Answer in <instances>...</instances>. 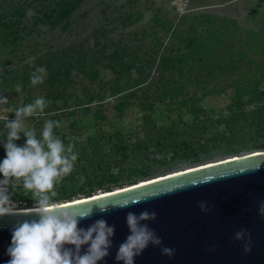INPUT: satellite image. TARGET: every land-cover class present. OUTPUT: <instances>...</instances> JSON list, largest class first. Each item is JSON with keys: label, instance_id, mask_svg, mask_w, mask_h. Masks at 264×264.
Returning <instances> with one entry per match:
<instances>
[{"label": "rangeland", "instance_id": "1", "mask_svg": "<svg viewBox=\"0 0 264 264\" xmlns=\"http://www.w3.org/2000/svg\"><path fill=\"white\" fill-rule=\"evenodd\" d=\"M58 1L0 0V27L15 21L9 29L18 34L5 38L6 28L0 29V95L9 101L0 105V134L5 120L15 119L8 109L36 97L50 101L45 114L27 118L26 126L38 135L46 119L59 120L55 134L75 144L79 158L58 189L88 188L89 178L104 175V184L117 190L264 149V139H254L245 127L206 151L198 148L199 159L174 158L172 150L156 155L152 143L143 156L90 169L95 150L105 153L117 131L127 146L157 135L156 125L176 129L182 140L190 137L188 125L198 115L226 132L236 92H244L246 100L264 89V0H82L65 21L51 24L45 13ZM40 68L43 83L32 86L30 75ZM20 135L16 143L22 146L26 137ZM4 141L6 135H0L5 154ZM113 174L120 175L117 183L106 180ZM94 187L96 194L104 192L96 182ZM13 193L21 196L14 200L17 207H26L30 194Z\"/></svg>", "mask_w": 264, "mask_h": 264}, {"label": "clouds", "instance_id": "2", "mask_svg": "<svg viewBox=\"0 0 264 264\" xmlns=\"http://www.w3.org/2000/svg\"><path fill=\"white\" fill-rule=\"evenodd\" d=\"M39 73V74H37ZM44 69H37L30 75L32 86L43 83ZM19 92V89H17ZM50 101L36 97L23 107L8 109L15 113V119H6L3 147L5 158L0 162V218L6 216L32 215L31 220H18L12 228V241L7 249L10 259L7 264H100L110 255L115 236V226L100 218L87 227H80L81 221L97 214H107L116 208H127L143 202L141 198L117 201L112 197L73 198L66 201L59 198L58 186L70 176L79 158L75 144H67L56 135L54 129L62 126L59 120L46 119L43 129L37 135L34 128L26 126L29 117L43 116ZM9 101L0 95V105ZM26 137L20 146L16 141ZM193 182L192 186H195ZM22 189L30 194L34 206L22 212L12 199V193ZM201 211H207L204 202L199 203ZM264 216V202L259 206ZM156 212L144 210L139 214L129 211L125 221L129 234L118 246L117 264H135V258L151 245L161 248V254L173 256L175 250L162 246V239L147 221H155ZM247 241L244 251L251 252V233L246 229L237 231L234 239ZM85 246H87L85 248Z\"/></svg>", "mask_w": 264, "mask_h": 264}, {"label": "water", "instance_id": "3", "mask_svg": "<svg viewBox=\"0 0 264 264\" xmlns=\"http://www.w3.org/2000/svg\"><path fill=\"white\" fill-rule=\"evenodd\" d=\"M98 197L143 201L81 221L79 226L87 227L103 218L115 226L110 255L100 264H117V248L129 234L126 214L144 210L156 212L157 219L145 223L162 239L161 247L172 248L175 254L162 255L160 247L150 245L135 258V264H264V216L259 214V206L264 202V149L82 198ZM200 202L205 203L206 212L199 208ZM32 207L19 209L27 212ZM33 218L32 215L0 218V264H7L10 259L7 249L14 224ZM241 229L251 233V252L244 251L247 234L245 241L233 238Z\"/></svg>", "mask_w": 264, "mask_h": 264}, {"label": "trees", "instance_id": "4", "mask_svg": "<svg viewBox=\"0 0 264 264\" xmlns=\"http://www.w3.org/2000/svg\"><path fill=\"white\" fill-rule=\"evenodd\" d=\"M82 0H59L57 2V5L51 8L48 12L45 13V16L47 20L49 19L51 24H55L57 22L61 23L65 21V19L71 14L72 10L76 8ZM10 26H16L15 21H10L8 24L3 23V27H0V29H4L3 32L6 34L5 38L9 35H12L14 39L18 37L17 29L16 28H10ZM1 32V31H0ZM190 44V43H188ZM237 94L234 96L233 105L231 107V113L230 115L225 119L226 120V132L224 131H217L215 128L212 129L216 125V121H211L209 125L207 124V119H203L200 116H196L195 119L197 120L192 123L191 125H188L189 131L188 134L190 137L182 138V140L179 138V135L176 134L177 130L172 127H159L156 125L157 128V135L149 134V138L145 139L143 141L134 142L126 145L125 139L123 138L124 135H118V131L116 132V137L114 136V140L112 144L110 145L109 149L107 151L101 152L95 150V153L93 154V161L90 164V169L94 172H97L98 169L103 167L106 162H109L110 164H118L122 161L129 160L132 156L140 157L143 156L146 151L150 149V146H152V143L156 146V151H153L154 154H159L160 152H164L165 150H172L173 151V157L174 158H195L199 159L200 152L197 150L198 148L201 151H206L208 148L207 146H216L220 141L227 140V135L230 136H236L238 133L244 132L245 127H247L246 130H250L252 133L251 135L256 140H262L264 139V89L259 90L256 94H254L252 97L247 98L246 100L243 98L244 92L237 91ZM146 98V97H145ZM263 101V102H262ZM186 102V101H185ZM262 102V103H261ZM247 103H253L257 104L254 109L251 111L245 110L244 106ZM143 108H148V105L145 101L142 102ZM149 117L147 116L146 119ZM245 118L248 119V123L246 125L241 124V120ZM151 121V120H149ZM155 126V125H154ZM153 126V127H154ZM152 127V128H153ZM151 128V129H152ZM244 128V129H243ZM209 130L211 133H213L210 137L206 135V137L203 135V133L207 132ZM151 132V130H150ZM178 133V132H177ZM226 135H225V134ZM120 134V133H119ZM202 134V137L200 136ZM39 135V134H38ZM204 140L201 142L200 140ZM196 143H201V145H196ZM4 154V151H1L0 149V156ZM6 154V153H5ZM4 154V155H5ZM109 156H112L109 157ZM109 157V160L111 158V161H108L107 158ZM138 169L142 174H148V169H139V167L135 168ZM104 175H101V177H97L94 179H88L87 184L88 188H84L82 186L78 187L77 190H68L63 187L62 189H58V192L60 193L61 199L64 200H72L74 196H76L78 193H83L84 196H91L95 193L94 183L96 182L98 184V187L100 189H103L104 191L111 190L110 185L104 184V179L102 178ZM2 177V174H0V178ZM120 175L116 176L115 174L108 176L106 180L109 182L117 183L119 180ZM21 199L20 195H15L14 200ZM32 199H27V207H32L33 204Z\"/></svg>", "mask_w": 264, "mask_h": 264}, {"label": "built area", "instance_id": "5", "mask_svg": "<svg viewBox=\"0 0 264 264\" xmlns=\"http://www.w3.org/2000/svg\"><path fill=\"white\" fill-rule=\"evenodd\" d=\"M0 179H3V177H1ZM12 199L14 200V193H12Z\"/></svg>", "mask_w": 264, "mask_h": 264}, {"label": "bare ground", "instance_id": "6", "mask_svg": "<svg viewBox=\"0 0 264 264\" xmlns=\"http://www.w3.org/2000/svg\"><path fill=\"white\" fill-rule=\"evenodd\" d=\"M169 175V174H168ZM165 176V175H164ZM162 177V176H161ZM157 178H160V177H157ZM155 179V178H154ZM141 183V182H140ZM99 194H101V193H99ZM77 199V198H76ZM78 199H80V198H78Z\"/></svg>", "mask_w": 264, "mask_h": 264}]
</instances>
